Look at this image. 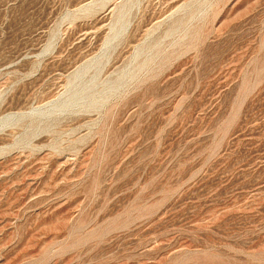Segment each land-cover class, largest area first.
Wrapping results in <instances>:
<instances>
[{
  "label": "rangeland",
  "instance_id": "374dc122",
  "mask_svg": "<svg viewBox=\"0 0 264 264\" xmlns=\"http://www.w3.org/2000/svg\"><path fill=\"white\" fill-rule=\"evenodd\" d=\"M0 264H264V0H0Z\"/></svg>",
  "mask_w": 264,
  "mask_h": 264
}]
</instances>
